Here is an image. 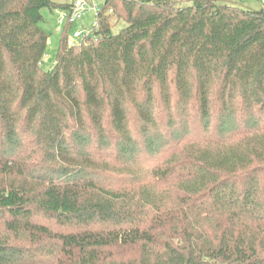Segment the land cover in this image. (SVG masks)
Wrapping results in <instances>:
<instances>
[{
	"label": "trees",
	"instance_id": "1",
	"mask_svg": "<svg viewBox=\"0 0 264 264\" xmlns=\"http://www.w3.org/2000/svg\"><path fill=\"white\" fill-rule=\"evenodd\" d=\"M73 1L0 0V264H264V0H104L44 71Z\"/></svg>",
	"mask_w": 264,
	"mask_h": 264
},
{
	"label": "rangeland",
	"instance_id": "2",
	"mask_svg": "<svg viewBox=\"0 0 264 264\" xmlns=\"http://www.w3.org/2000/svg\"><path fill=\"white\" fill-rule=\"evenodd\" d=\"M59 1V0H54ZM93 5H95L98 9H100L103 6L104 0H92ZM179 1H186V0H179ZM225 2L229 3H235L240 2L243 3L242 5L244 7H250V8H258L259 3L255 0H224ZM56 15L50 13L47 9L42 10V17H43V23L41 24V27L44 28L49 34V41L47 43L46 48V55H47V61L43 63V70L48 71L52 68V64L55 62L56 52H57V45L59 42V39L61 37L60 32L57 30L58 27L56 25ZM80 23L84 24V27L80 26ZM78 23L76 26V30H84L86 32H92L93 27L96 23V14L93 12L86 14L82 21ZM126 25L122 22H120L117 26L113 28V33H118L121 29H123ZM68 38L71 39L72 37V31H68ZM130 184V182H129ZM129 186V185H128ZM129 191H134L133 189L127 187Z\"/></svg>",
	"mask_w": 264,
	"mask_h": 264
},
{
	"label": "built area",
	"instance_id": "3",
	"mask_svg": "<svg viewBox=\"0 0 264 264\" xmlns=\"http://www.w3.org/2000/svg\"><path fill=\"white\" fill-rule=\"evenodd\" d=\"M99 9L93 5L92 0H74L71 4V7L68 10H58L56 12V24L58 31L61 33L62 29L66 25H71L73 27L72 37L69 40L70 45H77L82 39L91 34L84 30H76V26L81 18H83L88 13H96ZM47 55L44 54L40 66H43V63L47 61Z\"/></svg>",
	"mask_w": 264,
	"mask_h": 264
},
{
	"label": "crops",
	"instance_id": "4",
	"mask_svg": "<svg viewBox=\"0 0 264 264\" xmlns=\"http://www.w3.org/2000/svg\"><path fill=\"white\" fill-rule=\"evenodd\" d=\"M63 1H65V0H63ZM56 12H57V11H54L53 14L56 15ZM56 16H57V15H56ZM56 16H55V17H56ZM82 19H83V18H81V20L79 21V23L82 21ZM56 25H57V24H56ZM80 26H81V27H84V24H83V23H80ZM75 29H76V28H75ZM60 35H61V34H60ZM67 35H68V34H67ZM68 36H69V35H68ZM69 40H70V39L68 38V41H69ZM48 41H49V40H48ZM53 64H54V63H53ZM53 64H52V65H53ZM42 68H43V66H42Z\"/></svg>",
	"mask_w": 264,
	"mask_h": 264
}]
</instances>
